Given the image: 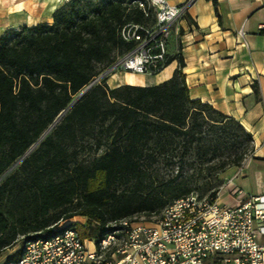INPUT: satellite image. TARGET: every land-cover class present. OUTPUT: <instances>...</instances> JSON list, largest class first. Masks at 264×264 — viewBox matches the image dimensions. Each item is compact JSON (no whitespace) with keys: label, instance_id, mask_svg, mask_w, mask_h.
<instances>
[{"label":"trees","instance_id":"obj_1","mask_svg":"<svg viewBox=\"0 0 264 264\" xmlns=\"http://www.w3.org/2000/svg\"><path fill=\"white\" fill-rule=\"evenodd\" d=\"M131 1L67 0L50 24L0 34V255L19 246L3 264L19 260L27 240L46 238L76 216L85 224L70 227L96 240L114 222L158 216L171 200L195 192V173L238 167L254 150L239 122L190 98L179 51L166 64L178 62L171 77L157 85L109 88L100 79L73 103L131 49L121 27L153 22ZM208 1L216 12L217 1ZM253 87L258 94L257 82ZM177 148L200 167L177 164ZM160 155L173 176L153 174ZM186 165L193 170L182 176Z\"/></svg>","mask_w":264,"mask_h":264},{"label":"built area","instance_id":"obj_2","mask_svg":"<svg viewBox=\"0 0 264 264\" xmlns=\"http://www.w3.org/2000/svg\"><path fill=\"white\" fill-rule=\"evenodd\" d=\"M131 3L152 15L153 22L121 27V39L132 47L104 68L97 82L116 72L156 75L175 53L170 40L187 4ZM220 191L215 197L191 192L175 198L148 222H114L98 240L81 239L71 222H60L50 236L27 240L20 259L8 264H264L259 241L264 236V196L222 205ZM232 193L241 192L234 188Z\"/></svg>","mask_w":264,"mask_h":264},{"label":"crops","instance_id":"obj_3","mask_svg":"<svg viewBox=\"0 0 264 264\" xmlns=\"http://www.w3.org/2000/svg\"><path fill=\"white\" fill-rule=\"evenodd\" d=\"M166 1L187 4L169 48L179 51L184 61L190 98L209 104L252 135L254 150L225 174L219 204L234 205L249 196H264V0H216V12L208 0ZM1 9L10 7L3 5ZM51 22L49 17L46 23ZM177 65L173 60L155 76L130 74L135 81L112 86L108 77L106 83L109 88L157 85L169 79ZM234 188L241 193L233 194ZM259 241L264 244V236Z\"/></svg>","mask_w":264,"mask_h":264},{"label":"rangeland","instance_id":"obj_4","mask_svg":"<svg viewBox=\"0 0 264 264\" xmlns=\"http://www.w3.org/2000/svg\"><path fill=\"white\" fill-rule=\"evenodd\" d=\"M67 0H0V34L7 28H19L22 26H32L33 24L46 23L49 17H51V11L60 5H62ZM3 5L9 6L10 9L3 10L1 7ZM12 12V13H11ZM16 14L17 16H14ZM10 26V27H9ZM139 75L136 73L130 72H116L115 76L109 75L108 79L109 86H112L116 83H128L133 82L136 79L131 78L129 75ZM147 76V75H146ZM155 76V75H152ZM107 77V78H108ZM95 77L89 84L94 85L96 83ZM86 88V87H84ZM80 92L74 96V100ZM73 100V101H74ZM61 118V117H60ZM57 122L59 121V119ZM178 141V140H177ZM102 151H100L101 153ZM174 160L177 164L180 162V159L183 162L194 163L195 170L200 167V161L193 154L186 155V157H182L181 149L177 148L174 152ZM229 154V150H224L222 153L223 157H226ZM89 151L82 153L81 158L87 159L89 157ZM163 156H158L157 162L153 165V174L158 178H167L171 177L176 173V170L172 167H165L163 164ZM231 168H227L223 172H214L213 170H206L205 168L202 170V173H195V175L191 178L193 185L195 186V193L202 194V196H207L212 190L218 188L220 189L225 182L224 176L227 171ZM193 169H187L184 167L182 176H187L192 172ZM134 218L138 221L148 222L151 221L154 216L150 219H147L145 215H135ZM83 217L76 216L68 222H76L83 223ZM19 246H15L13 249H7L0 255V264H3L16 250H18Z\"/></svg>","mask_w":264,"mask_h":264},{"label":"water","instance_id":"obj_5","mask_svg":"<svg viewBox=\"0 0 264 264\" xmlns=\"http://www.w3.org/2000/svg\"><path fill=\"white\" fill-rule=\"evenodd\" d=\"M92 86V84H89L86 86V88H84L80 94L77 96V98L73 101V103H75V101H77L78 99H80L82 97V95Z\"/></svg>","mask_w":264,"mask_h":264},{"label":"bare ground","instance_id":"obj_6","mask_svg":"<svg viewBox=\"0 0 264 264\" xmlns=\"http://www.w3.org/2000/svg\"><path fill=\"white\" fill-rule=\"evenodd\" d=\"M130 76V75H129ZM132 78V76H130Z\"/></svg>","mask_w":264,"mask_h":264}]
</instances>
